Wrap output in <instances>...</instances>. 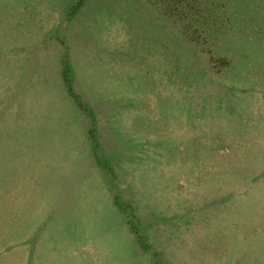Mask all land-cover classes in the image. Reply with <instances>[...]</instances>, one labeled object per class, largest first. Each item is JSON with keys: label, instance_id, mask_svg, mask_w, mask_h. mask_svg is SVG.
I'll return each mask as SVG.
<instances>
[{"label": "rangeland", "instance_id": "rangeland-1", "mask_svg": "<svg viewBox=\"0 0 264 264\" xmlns=\"http://www.w3.org/2000/svg\"><path fill=\"white\" fill-rule=\"evenodd\" d=\"M0 264H264V0H0Z\"/></svg>", "mask_w": 264, "mask_h": 264}, {"label": "trees", "instance_id": "trees-1", "mask_svg": "<svg viewBox=\"0 0 264 264\" xmlns=\"http://www.w3.org/2000/svg\"><path fill=\"white\" fill-rule=\"evenodd\" d=\"M66 79H67V81H66V82H67V84H68V78H66Z\"/></svg>", "mask_w": 264, "mask_h": 264}]
</instances>
